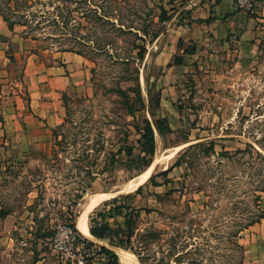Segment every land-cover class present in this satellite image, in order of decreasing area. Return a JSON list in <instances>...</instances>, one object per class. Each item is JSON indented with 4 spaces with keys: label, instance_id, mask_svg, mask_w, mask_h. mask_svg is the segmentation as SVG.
I'll return each instance as SVG.
<instances>
[{
    "label": "rangeland",
    "instance_id": "rangeland-1",
    "mask_svg": "<svg viewBox=\"0 0 264 264\" xmlns=\"http://www.w3.org/2000/svg\"><path fill=\"white\" fill-rule=\"evenodd\" d=\"M71 1L66 5L73 14L60 15L69 17L66 28L74 37L32 45L46 62L53 61L56 50L81 52L91 89L67 97L64 123L38 135L31 132L28 146L18 154L5 134L7 143L0 148V264H71L53 249L56 227L75 220L77 228L93 195L117 192L89 213V227L94 218L124 228L121 234L126 235L127 215L135 230L134 250L122 248L127 256H121L108 239H93L77 228L79 241L86 238L97 264L107 259L103 246L118 253L119 264H244L240 245L245 247L258 223L243 230L242 238L232 234L264 208V40L254 39L249 51L232 52L219 82L209 87L202 79H175L148 55L170 11L174 14L185 0H118L106 9V18L84 14L88 4L83 0ZM36 15L38 31H64L48 23L45 14ZM23 64L6 67L0 60V70L8 69L0 76V94L10 95L0 98V110L28 108L27 89L14 85L23 77ZM162 85L184 109L182 115L171 118L167 107L159 108ZM190 93L193 97L187 99ZM150 106L157 116L150 115ZM163 112L170 114L166 118L175 129L168 131L167 119L162 135L155 122ZM146 118L154 125L155 151L145 156L150 166L157 159L149 178L155 175L161 184L147 179L139 194L129 188L150 166L142 168V160L129 163L119 149L130 145L135 157L142 153L138 140ZM145 230L158 237H141Z\"/></svg>",
    "mask_w": 264,
    "mask_h": 264
},
{
    "label": "crops",
    "instance_id": "crops-1",
    "mask_svg": "<svg viewBox=\"0 0 264 264\" xmlns=\"http://www.w3.org/2000/svg\"><path fill=\"white\" fill-rule=\"evenodd\" d=\"M177 2L174 0L173 3ZM173 3L171 8L175 6ZM182 4L174 14H171L174 10L170 11V19L165 21V28L153 40L148 51L150 60L164 67L163 71L166 67L168 74L172 73L175 79L187 77L198 82L202 79L212 87L223 74L221 68L228 67L232 52L249 51L255 45L254 39L264 40V0H260L252 12L235 10L233 0H185ZM33 41L24 37L23 27L16 26L11 30L0 16V60L6 67L23 61V77L14 85L16 88L24 86L30 97L27 109L17 106L16 102V107L0 110V148L7 143L4 141L7 134L12 138L17 154L18 150L28 146L31 132L38 135L45 129H55L64 123L67 97L72 93L78 95L81 90L87 94L91 89L83 55L56 50L53 61L46 62L39 58ZM177 56L182 58L180 64L174 63ZM7 70L5 67L4 71L0 70V76L7 75ZM162 87L159 108L167 107L171 115L163 112L159 118L182 115L184 109L176 106L177 101L169 96L164 85ZM9 97L0 94V98ZM192 97L190 93L187 99ZM169 126L172 131L175 129L170 120ZM2 164L0 156V169H4ZM252 227L250 239L245 244L244 264H264V219ZM107 262L104 258L101 264Z\"/></svg>",
    "mask_w": 264,
    "mask_h": 264
},
{
    "label": "trees",
    "instance_id": "trees-1",
    "mask_svg": "<svg viewBox=\"0 0 264 264\" xmlns=\"http://www.w3.org/2000/svg\"><path fill=\"white\" fill-rule=\"evenodd\" d=\"M66 0H0V16L3 18V20L7 23L8 27L11 30H14L16 26H21L24 27L25 29L23 30V34L25 38H31L34 41H49L51 40L52 42H59L61 40H64L66 38H71L74 37L71 32L67 30V25L69 24V17L65 15H60V14H73L74 9L68 8L66 3L67 2H72L71 0H68L66 3L64 2ZM78 1V0H76ZM85 1L88 6L86 10L84 11V14H96L98 15L99 18H106L107 12L106 9L113 5V4H119L118 0H83ZM34 2H37L40 4V6H36V8L33 9L34 7ZM32 3V4H30ZM30 4V5H29ZM63 6H66L65 9H60L64 8ZM63 11V12H61ZM36 14H45V17L47 18V22L50 23L51 25H55L57 28H61L64 30L61 33H56V32H46L43 28H41L42 31H38L39 25L41 24L40 20H37L34 18L37 16ZM34 18V20H33ZM136 48H140V45H137ZM47 49V47L45 48ZM101 49V48H100ZM61 50H69L72 51L69 48H63ZM145 48H141L139 51V56L144 55ZM193 51V50H191ZM81 54V52H78ZM12 57V56H11ZM133 56L131 57H126L123 58L124 62H129ZM135 59V58H134ZM12 60L14 61V58L12 57ZM182 62V58L180 57H175L174 63L175 64H180ZM149 111L151 115H156L154 111L151 110V106L149 107ZM131 113L132 110H130ZM168 118L163 117V118H158L155 122L156 129L160 134H165L163 130V125L167 121ZM168 131H172V129L169 126V120L166 123ZM166 131V132H168ZM141 138L138 140L140 143V149H141V154L138 156H134V148L133 146H125L124 148H120V152H125V155H127L128 162L132 163L135 162L136 160H142L143 166L142 168H147L149 167V160L145 155H152L155 151V130H154V125L149 120L146 118L144 120V128L143 132L141 134ZM211 149H214V143L210 145ZM119 152V153H120ZM144 153V155H143ZM136 163V162H135ZM180 163L177 162L175 166L179 165ZM167 176V171L164 173ZM155 175H152L149 178V181L153 183L155 186H160L161 183L157 182L155 180ZM170 181L169 178H166L165 182ZM144 189V184L138 187L134 192L141 194ZM170 193V192H168ZM132 193H129L127 195H121L119 197H115L114 200L117 201L120 198H127L131 195ZM157 198L160 200L163 199L164 195H161L159 193H154ZM257 207L260 208L259 204ZM151 210V209H150ZM258 214L253 217L250 222L247 224V226H244L242 229H239L238 231L236 230L232 235L233 237L236 238H242V231L246 230L248 226H251L252 224L259 223L261 222L262 219H264V210H259ZM125 218V224L124 227L127 228L126 235L121 234V231H124V228H112L110 224L107 222H100V220H96L94 218L91 219V224H90V232L91 235L99 240H105L108 239L109 243L115 247L118 248H124V249H132L134 250V247L132 246V240L133 236L135 234V230L133 228V222L128 219L127 215L124 216ZM71 226L77 230L76 228V221L73 220ZM150 230H145L143 233H141V237H151V238H156L158 237V233L155 231ZM242 249V257L243 259L245 258V247L243 245H240ZM102 249L105 251V255L107 256L108 264H119V256L114 251L113 249L106 248L105 246L102 247ZM140 255V253H138ZM142 259V257L140 256ZM143 260V259H142ZM241 264V263H240Z\"/></svg>",
    "mask_w": 264,
    "mask_h": 264
},
{
    "label": "built area",
    "instance_id": "built-area-1",
    "mask_svg": "<svg viewBox=\"0 0 264 264\" xmlns=\"http://www.w3.org/2000/svg\"><path fill=\"white\" fill-rule=\"evenodd\" d=\"M259 2L260 0H233V6L235 10L252 12ZM85 239L80 242L75 229L67 223H62L55 229L52 245L54 251L71 264H97V260L91 257L89 249L85 246ZM77 255L80 258L75 261Z\"/></svg>",
    "mask_w": 264,
    "mask_h": 264
},
{
    "label": "bare ground",
    "instance_id": "bare-ground-1",
    "mask_svg": "<svg viewBox=\"0 0 264 264\" xmlns=\"http://www.w3.org/2000/svg\"><path fill=\"white\" fill-rule=\"evenodd\" d=\"M157 159H155V161L152 163V165L150 166V168H148L147 170H145L130 186L129 189L131 190H135L137 189L139 186H141V184H143L145 181H147V179H149V176L152 173V170L156 164ZM126 190V189H125ZM124 190V191H125ZM111 192V191H110ZM120 193V192H117ZM117 193H97L95 195H93L90 198V202L87 206L84 207V209L82 210V212L79 214V217L77 218V228L80 232L84 233L85 235L88 236H92L91 232H90V227H89V221H88V216L89 213L96 207L98 206L104 199L109 198L110 196H113ZM117 250V252H119V254H121V256H127V252H125L122 248H115ZM115 251V250H114ZM128 258V257H127Z\"/></svg>",
    "mask_w": 264,
    "mask_h": 264
},
{
    "label": "water",
    "instance_id": "water-1",
    "mask_svg": "<svg viewBox=\"0 0 264 264\" xmlns=\"http://www.w3.org/2000/svg\"><path fill=\"white\" fill-rule=\"evenodd\" d=\"M83 210V209H82Z\"/></svg>",
    "mask_w": 264,
    "mask_h": 264
}]
</instances>
